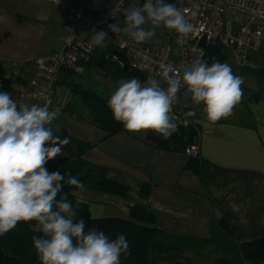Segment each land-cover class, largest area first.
<instances>
[{"label":"crops","instance_id":"1","mask_svg":"<svg viewBox=\"0 0 264 264\" xmlns=\"http://www.w3.org/2000/svg\"><path fill=\"white\" fill-rule=\"evenodd\" d=\"M69 20L46 0H0V89L6 79L7 92L18 104H39L20 92L31 88L33 79L39 80L41 73L33 61L61 47ZM246 66L250 74L258 73L255 95L242 98L227 118L207 126L206 121L196 123L204 120L203 111L192 100L188 103L189 98L182 99L196 113L197 169L187 168V154L150 144L147 132L106 136L61 83V73L54 90L64 110L51 127L54 135L70 143L57 157L76 152L77 142L87 143L84 158L105 167L109 179L128 189L126 196L75 189L62 191L61 197L86 204L92 218L132 220L130 208L141 205L152 212L166 245L178 249L189 242L207 244L214 248L212 260L238 262V244L264 236V54L252 53ZM85 72H90L88 67ZM142 185L145 195H140ZM222 216L230 223L231 233L220 227ZM175 255L160 254L156 264H174ZM207 260L198 263L209 264Z\"/></svg>","mask_w":264,"mask_h":264},{"label":"clouds","instance_id":"2","mask_svg":"<svg viewBox=\"0 0 264 264\" xmlns=\"http://www.w3.org/2000/svg\"><path fill=\"white\" fill-rule=\"evenodd\" d=\"M123 0H119L122 4ZM118 4V5H119ZM181 10L165 0H146L139 7L124 9V25H109L114 33L124 32L135 43L142 44L164 27L180 36L194 31V25ZM150 24V29L144 25ZM107 34L95 31L91 44L104 47ZM157 73L165 82L149 77L121 79L107 101L113 118L132 133L152 131L169 139L178 131L170 115L181 86L192 100L203 105L204 120L215 124L227 118L243 96V78L234 74L227 63L211 65L196 59L183 69L161 63ZM195 117L194 111L184 113ZM58 117L49 104H18L8 92H0V236L18 223L35 221L33 246L41 264H121V256L130 255L127 238L117 233L110 239L95 228L85 231V221L74 220L81 203L61 197L63 183L83 191L85 185L74 176L65 180L59 171L49 172L45 165L62 155L68 138L54 135L52 122ZM59 194V199H57Z\"/></svg>","mask_w":264,"mask_h":264},{"label":"built area","instance_id":"3","mask_svg":"<svg viewBox=\"0 0 264 264\" xmlns=\"http://www.w3.org/2000/svg\"><path fill=\"white\" fill-rule=\"evenodd\" d=\"M46 1L70 17L66 24L67 33L57 51L33 61L41 77L33 79L31 88L21 90L20 95L37 99L41 106L49 104V110H56L58 117L64 107L55 99L54 89L62 70L82 72L96 52L101 53L106 62L119 67L128 65L144 73L147 79L153 77L160 80L161 85L166 87V82L157 75L161 63H171L183 69L198 58L205 62L208 45L218 44L230 50L234 65L241 68L264 42V0H165L181 10H187L186 18L194 25V31L180 36L174 30L159 27L156 35L142 44L135 43L124 32H112L108 26L116 23L123 26L124 9L142 6L146 0H123L122 4L119 0ZM144 27L150 29L151 25ZM95 31L107 34L104 47L91 44ZM203 38L206 40L205 47L199 44ZM183 97L190 98L191 94L182 85L170 115L175 123L187 125L190 121L184 115ZM184 153L199 156V144H191Z\"/></svg>","mask_w":264,"mask_h":264},{"label":"trees","instance_id":"4","mask_svg":"<svg viewBox=\"0 0 264 264\" xmlns=\"http://www.w3.org/2000/svg\"><path fill=\"white\" fill-rule=\"evenodd\" d=\"M205 62L211 65L214 62L226 63V52L222 46L209 44L205 50ZM102 54L96 52L85 66L94 65L113 75L117 80L139 78L140 81H146L147 76L128 65L119 67L115 63H103ZM62 80L71 95L76 97L89 113V119L92 124L106 133V136L118 132H126L123 125L117 122L108 107L107 101L110 96H102L91 88H84L73 80V76L78 73L73 70L63 69ZM8 81L2 80L0 92H7ZM186 112L189 108L183 105ZM64 110V109H63ZM189 124L178 125V131L169 139H164L159 134L152 131L146 133L145 139L158 149L185 152V149L193 143H198L199 127L194 122L193 117L188 118ZM88 144L77 142L76 152L56 157L45 165L49 172L59 171L65 180L68 176H74L84 185V189L110 193L119 196H126L127 187L119 182L111 180L106 175V168L100 165L92 164L84 158V153ZM199 156H189L187 168L197 169L200 165ZM63 183L62 191L69 193L75 190L74 186ZM146 189L142 185L140 195H145ZM68 201L76 200L68 197ZM130 218L132 220L120 219L115 217L92 218L89 214L86 204L80 203L77 209V215L74 220L85 221V231L95 228L103 231L110 239H115L117 233L123 234L130 245V255L126 258L121 256V264H156L155 254L172 251L173 248L166 245L163 241V233L154 226V217L152 212L141 206L134 205L130 208ZM35 221L30 223L20 222L8 233L0 236V264H41L36 249L33 246V237L41 236L42 233L33 230ZM220 227L226 233H231L230 223L225 216L220 220ZM239 261L232 262L228 260H218L217 264H264V236L254 238L247 242L239 243L238 246ZM180 264V263H176Z\"/></svg>","mask_w":264,"mask_h":264},{"label":"rangeland","instance_id":"5","mask_svg":"<svg viewBox=\"0 0 264 264\" xmlns=\"http://www.w3.org/2000/svg\"><path fill=\"white\" fill-rule=\"evenodd\" d=\"M218 45V44H216ZM220 46V45H218ZM226 52V63L231 66L232 71L234 74L240 76L243 78V85H242V91L243 96L242 98L245 99L246 96H254L255 95V88H256V82L258 73L257 71H254L253 74H250V71L248 70V67L245 65L244 67L237 68L233 61H232V55L229 49L224 48ZM256 53H263L264 54V42L261 46V48ZM88 67V70L90 72L87 74L85 72V68ZM82 72L78 73L81 75H74L73 80L80 85H82L84 88H92L97 93L101 94L102 96H110L113 91L119 86V80L115 79L112 74L107 73L105 70L98 68L97 66L90 65L85 66ZM85 72V73H84ZM84 73V74H83ZM245 75V78L244 76ZM128 78H125L127 80ZM189 100V101H188ZM187 101L190 103L192 98H189ZM193 101V100H192ZM193 104L197 107L198 111H203V105H197L194 101ZM164 241V239H163ZM165 243V242H164ZM169 246V245H168ZM173 248L172 251L166 252L164 254H178L175 255V263L180 264H199V261H202V259L207 260L209 264H217L218 260H222L223 258H213V251L214 248L212 246H208L207 244H200L196 242H189L187 244H183V246H180L178 249L175 247L170 246ZM179 252V253H178ZM163 254V253H161ZM160 254L154 255V261L156 263V257ZM226 260V259H223ZM239 261V260H238ZM204 262V260H203ZM206 263V261L204 262Z\"/></svg>","mask_w":264,"mask_h":264},{"label":"water","instance_id":"6","mask_svg":"<svg viewBox=\"0 0 264 264\" xmlns=\"http://www.w3.org/2000/svg\"><path fill=\"white\" fill-rule=\"evenodd\" d=\"M199 44H200L202 47H205V46H206V40H205V38L201 39V41L199 42ZM101 62L106 63L105 60H103V61H101Z\"/></svg>","mask_w":264,"mask_h":264}]
</instances>
